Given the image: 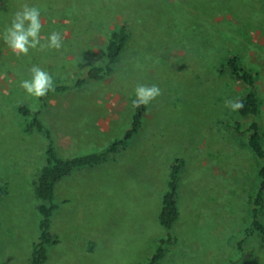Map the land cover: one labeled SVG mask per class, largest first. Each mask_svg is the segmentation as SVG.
Here are the masks:
<instances>
[{"label":"rangeland","instance_id":"obj_1","mask_svg":"<svg viewBox=\"0 0 264 264\" xmlns=\"http://www.w3.org/2000/svg\"><path fill=\"white\" fill-rule=\"evenodd\" d=\"M25 3L41 11V36L58 32L63 46L17 56L0 37V264H31L40 233L34 181L47 141L26 130L32 117L20 106L38 112L59 156L71 158L124 137L138 84L162 94L125 147L57 183L56 242L44 264H148L166 236L158 214L176 158L184 159L180 216L158 264H264V237L244 234L262 164L246 129L256 119L264 133V0H0V33ZM121 24L129 40L113 72L73 86L105 63ZM233 56L256 75L255 118L225 107L248 90L226 66ZM33 65L70 88L43 100L29 95L20 83ZM241 239L250 254L238 249Z\"/></svg>","mask_w":264,"mask_h":264},{"label":"trees","instance_id":"obj_2","mask_svg":"<svg viewBox=\"0 0 264 264\" xmlns=\"http://www.w3.org/2000/svg\"><path fill=\"white\" fill-rule=\"evenodd\" d=\"M129 40V31L126 24H121L114 29L105 45L106 61L102 65H92L87 71L86 78L78 79L73 86L79 87L86 80H102L114 70V66L119 60L122 51L125 49ZM230 73L241 80L248 88L247 92L239 99L244 103V108L238 110L241 117H257L261 111L262 100L256 91V75L250 69L240 65L237 56H233L226 63ZM54 91L60 92L69 89L70 87L63 83H54ZM47 94V95H48ZM46 95V96H47ZM40 97V99L46 98ZM135 99V96L131 99ZM147 105H142L139 108H133L130 128L125 132L123 138L116 139L109 143L105 148L83 155L74 156L71 158H63L59 156L54 145V140L50 130L43 124L38 117V112L28 108L25 105L20 106L22 114L31 116V121L27 124L26 130H37L46 138L45 162L42 165L37 178L34 181V190L36 196L41 200L37 209L41 215L39 222V237L35 242L31 253V264H44L48 259V246L56 242L55 235L51 232L52 215L57 209L58 205L54 201L55 190L57 183L64 177L71 174L74 170L84 166H95L111 155L117 153L119 149L125 147L134 133H136L143 122V117ZM234 129L237 133H243L242 122L235 121ZM247 144L252 149L254 154L262 160V164L258 170L259 184L253 197V207L251 210V221L244 230L245 237L259 234L264 237V222L261 219V212L264 209V133L262 132L261 123L253 119L248 128ZM184 166L183 158H176L170 165V171L167 180V188L163 193L161 200V207L158 214L159 224L166 230V236L158 240L157 248L148 264H158L162 259L165 248L173 240L171 229L174 223L180 216L178 208V188L179 177ZM4 192L3 187H0V197ZM245 239H241L237 243L238 249L245 253H251L252 249H246L244 246Z\"/></svg>","mask_w":264,"mask_h":264},{"label":"clouds","instance_id":"obj_3","mask_svg":"<svg viewBox=\"0 0 264 264\" xmlns=\"http://www.w3.org/2000/svg\"><path fill=\"white\" fill-rule=\"evenodd\" d=\"M42 27L40 9L25 3L14 14L10 25L4 29L3 33H0V37L12 53L17 56L28 55L30 49L38 51L45 49L60 50L63 46L61 34L53 31L42 37ZM29 71L30 79L22 80L20 83V87L29 95L40 98L46 96L49 91H54V81L49 72L37 65H33ZM134 92L135 99L132 101L134 108L148 105L162 94L161 89L156 84H138ZM225 107L230 111H238L244 108V103L238 99L226 100Z\"/></svg>","mask_w":264,"mask_h":264}]
</instances>
